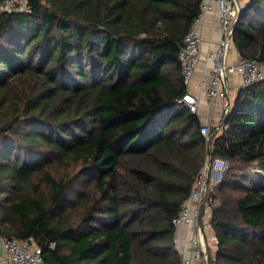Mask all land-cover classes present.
Segmentation results:
<instances>
[{"label":"trees","instance_id":"16d2710c","mask_svg":"<svg viewBox=\"0 0 264 264\" xmlns=\"http://www.w3.org/2000/svg\"><path fill=\"white\" fill-rule=\"evenodd\" d=\"M0 15V237L44 264H180L172 219L206 161L178 52L203 0H26ZM264 63V0L233 27ZM210 159L215 264H264V80L239 88Z\"/></svg>","mask_w":264,"mask_h":264},{"label":"built area","instance_id":"2783aa9c","mask_svg":"<svg viewBox=\"0 0 264 264\" xmlns=\"http://www.w3.org/2000/svg\"><path fill=\"white\" fill-rule=\"evenodd\" d=\"M243 7L240 0H203L198 17L184 34L178 60L186 93L177 102L183 104L191 114L198 116L200 102L189 89L196 69L205 61L210 62L209 76L201 79L199 88L203 90L211 108L216 100L227 97L228 82L234 76L239 78L240 88H247L264 80V63L240 57L233 61L229 59L230 47L233 44V27ZM30 10L26 0H0V15L30 12ZM208 13L215 14L218 18L219 38L214 49L204 54L202 35L197 24ZM227 111L228 108L225 107L221 117ZM200 124V134L208 140L211 129L210 117L200 118ZM225 165L224 161L217 158L210 159L209 164L206 159L189 197L184 200L178 214L172 219L180 264H215L213 259L218 240L211 225V207L205 199L221 177ZM0 264H44V262L41 251L32 238L0 237Z\"/></svg>","mask_w":264,"mask_h":264},{"label":"crops","instance_id":"0c3cea01","mask_svg":"<svg viewBox=\"0 0 264 264\" xmlns=\"http://www.w3.org/2000/svg\"><path fill=\"white\" fill-rule=\"evenodd\" d=\"M242 5V4H241ZM219 22L215 14L208 13L206 14L197 28L202 35V51L204 54L208 53L210 50H213L217 44L219 38L218 32ZM239 56L237 50L232 44L230 47V60H236ZM209 61H205L199 65L195 71L194 78L192 80V86L189 89L197 98H199V107H198V117L206 118L207 116L211 119V127H216L218 129V124L221 120L222 110L226 107V101L229 103V106L232 105L233 100L236 96L238 89L240 88V80L237 76H234L229 80V91L226 98L223 100H216L212 108L209 106L208 102L204 97L203 90L199 88L200 81L203 78H208L209 76ZM181 234L183 235V229H181Z\"/></svg>","mask_w":264,"mask_h":264},{"label":"water","instance_id":"95a60500","mask_svg":"<svg viewBox=\"0 0 264 264\" xmlns=\"http://www.w3.org/2000/svg\"><path fill=\"white\" fill-rule=\"evenodd\" d=\"M226 108H229V103L227 101H226ZM209 142H210V138L208 140H206V159L208 161V164L210 162ZM208 172H209V169H208L207 173Z\"/></svg>","mask_w":264,"mask_h":264},{"label":"rangeland","instance_id":"374dc122","mask_svg":"<svg viewBox=\"0 0 264 264\" xmlns=\"http://www.w3.org/2000/svg\"><path fill=\"white\" fill-rule=\"evenodd\" d=\"M248 2H249V0H240V3L242 4V6H245ZM225 168H226V165H225ZM225 168H224V169H225ZM224 169H223V170H224ZM221 174H222V173H221ZM218 176H219V175H217V177H218ZM214 177H215V176H214ZM217 177H216V178H217ZM219 180H220V178H219ZM219 180H218V181H219Z\"/></svg>","mask_w":264,"mask_h":264}]
</instances>
